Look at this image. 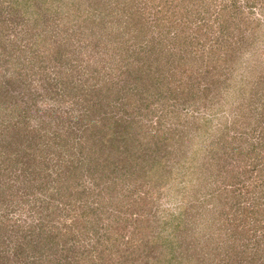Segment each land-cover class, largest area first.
<instances>
[{"label":"rangeland","instance_id":"rangeland-1","mask_svg":"<svg viewBox=\"0 0 264 264\" xmlns=\"http://www.w3.org/2000/svg\"><path fill=\"white\" fill-rule=\"evenodd\" d=\"M261 177L264 0H0V264H264Z\"/></svg>","mask_w":264,"mask_h":264},{"label":"trees","instance_id":"trees-1","mask_svg":"<svg viewBox=\"0 0 264 264\" xmlns=\"http://www.w3.org/2000/svg\"><path fill=\"white\" fill-rule=\"evenodd\" d=\"M201 2H203V1H201ZM184 28H185V25L183 24V29ZM224 56H226V55L224 54ZM188 57L190 60L195 58L194 56H191V54H189ZM187 58L184 60L187 61ZM234 62H235V60H234ZM90 103H92V102H90ZM92 105L95 107L94 104H92ZM157 124L159 125V127L161 126V122H157ZM170 131H173L172 128H170ZM174 134L175 133H173L172 136H175ZM166 138H164L163 140H165ZM118 143H120V142L118 141ZM151 168L154 172L157 167L154 168L152 166ZM259 169H260V171H262L261 167ZM153 172H151V173H153ZM262 177L260 179L258 178V181H256L257 186H255L256 189H259V188L261 189L260 191H258L259 193H263V190H264V179ZM157 182H160L159 178L157 179ZM4 192H5L4 189L0 188V195H2ZM56 210H59V208L55 204L50 209V211L48 213L40 212L39 214H37L36 223L30 225L29 228H26V230H27L26 232H28L29 235L26 233L24 234L23 242L24 243L26 242V244L24 245L22 243V245H23L22 248H23V250L29 248V253L31 254V258L33 259V260H30L29 262L34 263V264H80V261L78 260L80 257L77 259L73 258L71 261H63L62 262L60 256H58V257L55 256L54 258L47 256L48 247L53 248V246H55V244L57 243L56 241L59 240L61 236H64V232H63L62 228L59 227V224H58L59 221L57 223H55L56 222L55 218L57 217V214H55ZM27 246H28V248H27ZM69 248L71 249V247H69ZM33 250L36 251L35 255L33 253ZM36 254H37V256H36ZM92 254H93L92 252H89L87 254H83L82 257H86V255L92 256ZM61 256H63L62 253H61Z\"/></svg>","mask_w":264,"mask_h":264}]
</instances>
